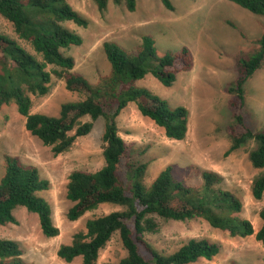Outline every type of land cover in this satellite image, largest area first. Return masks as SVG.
<instances>
[{
    "label": "trees",
    "instance_id": "16d2710c",
    "mask_svg": "<svg viewBox=\"0 0 264 264\" xmlns=\"http://www.w3.org/2000/svg\"><path fill=\"white\" fill-rule=\"evenodd\" d=\"M94 1L100 12L108 8L109 0ZM114 1L124 3L131 12L137 6V0ZM231 1L264 16V0ZM162 2L174 9L172 0ZM0 14L13 23L22 40L0 32V108L15 103L26 118V129L52 146L55 155L68 151L78 137L88 135L98 118L103 117L105 122V164L95 172L77 169L70 173L67 197L72 205L67 216L77 220L102 203H113L122 209L89 219L86 230L76 232L71 243L59 247L60 258L72 262L82 257L83 264H98L100 251L115 234L126 255L117 262L101 264H190L201 258L212 260L221 252V244L206 238H191L170 254L160 252L146 238L147 233L158 230V218H203L230 236L255 235L264 245V207L259 213L261 226L255 230L250 220L235 215L242 210L240 199L231 191L215 188L217 175L212 171H204L202 184L195 188L178 178L173 166L168 165L147 186L144 178L148 163L134 151L133 143L120 134L118 117L134 102L141 114L164 129L168 138L185 139L189 129L187 107H171L151 90L137 87L136 81L151 72L164 85H171L181 71L193 67L190 49L184 47L180 52L158 55L151 35H144L140 48L131 53L114 41H105L111 70L99 82L92 83L74 69V59L63 51L83 42L82 36L67 24L87 27L90 23L68 0H0ZM257 42V49L249 57H237L238 74L227 87L233 122L228 127L231 145L226 154L253 142L248 156L252 165L261 170L264 128L247 124L243 112L245 83L264 67V32ZM54 79L63 80L68 90L83 98L63 103L55 116L32 112L30 93L48 94ZM87 117L90 120H84ZM5 163L0 179V224L15 223V210L26 207L38 214L45 236H57L60 229L54 222L51 204L38 194L49 189L50 181L40 175L36 166L25 164L18 157L8 155ZM251 192L255 199L263 198L264 171L253 178ZM23 253L17 240L0 238V264H30L23 259Z\"/></svg>",
    "mask_w": 264,
    "mask_h": 264
},
{
    "label": "rangeland",
    "instance_id": "374dc122",
    "mask_svg": "<svg viewBox=\"0 0 264 264\" xmlns=\"http://www.w3.org/2000/svg\"><path fill=\"white\" fill-rule=\"evenodd\" d=\"M68 1L90 23L87 27L67 24L82 36L83 42L63 51L74 59V69L92 83L99 82L111 70L104 51L105 41H114L131 53L140 48L144 35H151L158 55L180 52L184 47L190 49L193 67L181 71L171 85H164L151 72L136 81L137 87L151 90L166 99L171 107H187L189 129L185 139L168 138L164 129L141 114L134 102L118 117L120 134L133 143L134 151L148 163L144 178L147 186L168 165L173 166L178 178L195 188L202 184L203 172L212 171L217 175L215 188L233 192L242 202V210L235 215L250 220L258 230L262 223L259 213L264 207V196L255 199L251 184L264 169H256L249 159L253 142L226 154L231 145L228 127L233 122L227 87L238 74L237 57H249L257 49V41L264 32V16L231 0H172L173 10L162 0H137L133 12L124 3L114 0H109L104 12L98 10L94 0ZM0 32L22 42L13 23L2 14ZM25 46L33 52L30 45ZM30 96L32 112L54 116L59 114L63 103L83 98L68 90L61 79H54L48 94L30 93ZM245 96L243 112L247 124L256 129L264 128V67L245 83ZM25 123L26 118L15 103L0 108V179L8 155L36 166L40 175L50 181L49 189L38 194L51 204L60 232L54 237L45 236L38 214L18 207L14 212L15 223L0 224V238L17 240L24 250L23 259L30 264H83L82 257L72 262L64 261L57 254L59 247L71 243L76 232L86 230L89 219L122 209L113 203H102L77 220L67 216L72 205L67 197L70 173L77 169L95 172L105 164L104 118L95 120L88 135L78 137L68 151L58 155L54 154L52 146L31 134ZM158 220V230L147 233L146 238L164 254L176 251L191 238H206L221 244V252L212 260L201 258L190 264L264 262V245L255 235L230 236L203 218ZM125 255L126 250L115 234L100 251L98 264L117 262Z\"/></svg>",
    "mask_w": 264,
    "mask_h": 264
}]
</instances>
